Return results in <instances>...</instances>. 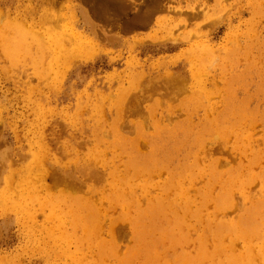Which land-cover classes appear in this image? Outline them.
<instances>
[{
  "label": "rangeland",
  "instance_id": "374dc122",
  "mask_svg": "<svg viewBox=\"0 0 264 264\" xmlns=\"http://www.w3.org/2000/svg\"><path fill=\"white\" fill-rule=\"evenodd\" d=\"M160 1L0 0V256L5 264H85L96 257L87 248L96 242L82 245L87 232L80 224L66 226L72 241L59 237L65 232L57 227L61 222L51 203L62 200L65 209L57 218L74 213L79 223L80 202L90 188L111 193L114 180L108 173L125 169L132 156L168 158L170 168L151 179L157 190L172 172L188 167L196 177L193 183L186 178L185 189L204 223L208 217L237 218L250 205L243 201L264 198V0ZM143 13L150 16L148 24L124 29ZM98 156L108 164L88 167ZM212 165L219 176L211 183L213 195L223 184L232 185L239 205L219 212L212 200L204 206L198 189L206 185ZM90 167L105 177L89 176ZM34 174L47 175L44 188L32 182ZM33 192L44 202L33 200L35 219L17 201ZM243 194L250 199L242 200ZM69 204L75 207L71 212ZM107 211L99 237L108 246L116 241L121 254L135 248L124 211L116 206ZM113 220L116 240L108 231ZM185 223L191 239L203 233L195 218ZM165 227L166 235L178 234L176 225ZM82 246L89 258L78 253ZM194 248L191 241L179 251Z\"/></svg>",
  "mask_w": 264,
  "mask_h": 264
},
{
  "label": "bare ground",
  "instance_id": "6f19581e",
  "mask_svg": "<svg viewBox=\"0 0 264 264\" xmlns=\"http://www.w3.org/2000/svg\"><path fill=\"white\" fill-rule=\"evenodd\" d=\"M147 12H149V8ZM149 21V14H137L134 19L127 21L128 23L124 29L129 31L137 25H146ZM170 79L172 80V78ZM214 136L215 139H220L219 134L216 133ZM194 142H199V139ZM135 145L137 146V144ZM242 146H244V152L246 147L243 143ZM256 155H263V153L257 152ZM37 156L39 155H35V158ZM165 161L169 160L162 155L160 157L150 155L146 158L132 156L128 160L125 169L113 167L110 174L107 175L112 176L114 180L111 186L112 192L107 193L90 188L89 196L80 202L83 214L81 213L78 219L80 220L79 223L77 221L78 217L76 218L74 213L66 214L67 216L64 219L57 218L62 217V210L65 209V206L60 204L62 200H54L51 203V208L55 213L53 215H55L56 220L61 222L57 227L59 226L58 229L61 232H65L61 233L59 237L66 241H72L67 233L69 231L67 225L80 224L82 229L86 228L87 234L84 233V236H82V245L85 242L90 244L96 242L94 247L87 248L91 255H93L92 251L97 253L96 257L89 256L84 246H82L80 252L76 250L78 253L83 254V257L84 254L87 258L90 257L85 264H107L108 258L115 259L113 264H264V198L250 199V197L243 194L245 197L242 200L250 199L243 202H249L250 205L237 218L223 220L217 217H208L209 222L204 223L202 213L198 212V207L195 208L197 206L196 199L189 195L185 189L186 178L191 177L193 183L196 177L188 167L182 166L176 172H172L166 182L162 186L160 185L159 190L151 188L154 186L151 181L152 177L158 175L163 169L170 168L165 166ZM88 162V167L96 162L103 165L108 164V161L101 156L94 158L92 162L88 160ZM196 165L199 167L198 164ZM199 170H205L204 166ZM211 171L206 185L198 189L200 197L204 194V206L207 205V201L212 200L215 210L219 212L233 205H239L241 202H237L236 199L234 201L235 188L232 185L223 184L224 188L213 195L211 183L217 181L219 176L213 174L217 171L215 165L211 166ZM87 172L89 176L96 179L105 177L98 171L97 167H90ZM54 175L56 176V174ZM46 176L45 174H34L30 177H33L32 182L37 180L40 182L39 186L44 188ZM128 176L136 179L131 178L130 180ZM54 178L56 179V177ZM59 178L58 175V180ZM139 180L141 182L136 183ZM32 184L34 188L37 187L36 184ZM239 190L243 193V190ZM49 198L52 199V196ZM34 199L44 203L40 195L34 192L33 195L27 198L23 196L21 200H17L20 202L19 205L22 210L29 214L32 219L36 217ZM12 203L14 204V201ZM105 203H107V207ZM108 205L109 207H120L124 211L121 217L131 221L130 227L137 244H135V248L123 254L120 253L121 249L117 246L116 241H114V245L108 246L107 241L99 237L101 236L99 233L109 217ZM74 208L70 205L69 211L71 212ZM189 217L195 218L200 227L203 226V233L199 237L191 239L190 235L184 231V228L188 227L185 220ZM117 225L114 220L108 223V231L112 232L115 240L119 232ZM165 225H176L179 230L178 234L166 235ZM193 226L198 228L197 223ZM191 241L195 245L193 251H179L180 247L189 244ZM239 242L242 243L241 249L238 247ZM3 259L0 256V263L5 264ZM77 259L80 261L81 257L78 256Z\"/></svg>",
  "mask_w": 264,
  "mask_h": 264
}]
</instances>
